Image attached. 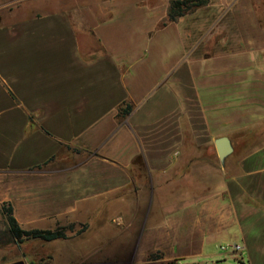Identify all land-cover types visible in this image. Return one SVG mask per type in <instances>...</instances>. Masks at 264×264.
<instances>
[{
  "label": "crops",
  "instance_id": "obj_1",
  "mask_svg": "<svg viewBox=\"0 0 264 264\" xmlns=\"http://www.w3.org/2000/svg\"><path fill=\"white\" fill-rule=\"evenodd\" d=\"M19 1L41 7L14 32L0 20V203L17 222L128 206L144 257L229 264L219 246L238 244L239 264H264V0L174 21L170 0ZM220 136L233 151L202 177Z\"/></svg>",
  "mask_w": 264,
  "mask_h": 264
},
{
  "label": "rangeland",
  "instance_id": "obj_2",
  "mask_svg": "<svg viewBox=\"0 0 264 264\" xmlns=\"http://www.w3.org/2000/svg\"><path fill=\"white\" fill-rule=\"evenodd\" d=\"M8 5L0 10V20L8 22L10 31L18 29L21 21L36 14L41 2L7 0ZM63 0H60L62 2ZM86 4H96L98 0H81ZM78 3L79 0H69L70 3ZM68 3V2H67ZM39 5L37 8L35 6ZM199 170L200 176L204 177L205 170L210 166H220V162L209 144L200 147ZM201 178V177H200ZM145 198L148 197L147 188L141 190ZM175 192L166 191L165 197L168 200L173 197ZM142 196V195H141ZM140 200H144L141 197ZM146 205V204H145ZM154 205H152L153 207ZM6 204L0 203V264L22 260L24 264H180L177 260L163 261L161 258L148 260V254L143 256L135 248L136 228L142 224L141 220H136V215L128 213V206H120L125 210L122 219L109 218L108 220H87L73 221L69 219H54L46 222L47 227L43 229H54L56 227H68L73 224L71 231L66 230L67 239L55 240L51 242L26 241L24 243L13 244L5 238V212ZM141 206L136 205V209ZM146 207V206H145ZM167 207H174L169 204ZM159 206L156 207L158 210ZM148 223V222H147ZM25 229L35 228L31 224H22ZM136 249V250H135ZM154 253V252H153ZM238 252H229L220 250L219 261L229 264H239ZM195 264V263H187Z\"/></svg>",
  "mask_w": 264,
  "mask_h": 264
},
{
  "label": "trees",
  "instance_id": "obj_3",
  "mask_svg": "<svg viewBox=\"0 0 264 264\" xmlns=\"http://www.w3.org/2000/svg\"><path fill=\"white\" fill-rule=\"evenodd\" d=\"M207 0H170L167 17L170 21L176 20L178 17L183 15L185 12L204 5ZM131 107L127 105L125 108H119L120 113L125 115L130 111ZM76 150V149H75ZM5 205V203H3ZM5 212V238L8 242L13 244L24 243L26 241H42L51 242L55 240L67 239L66 230L71 231L73 229V224L68 227L61 226L54 229H40V228H30L25 229L17 222L13 215L12 207L6 204ZM162 258L160 252H154L148 254V260H155Z\"/></svg>",
  "mask_w": 264,
  "mask_h": 264
},
{
  "label": "water",
  "instance_id": "obj_4",
  "mask_svg": "<svg viewBox=\"0 0 264 264\" xmlns=\"http://www.w3.org/2000/svg\"><path fill=\"white\" fill-rule=\"evenodd\" d=\"M214 146H215V150H216L218 159L221 163H223L224 159L229 154H231V152L233 151L232 143H231L230 139L226 136H220V137L216 138L214 140ZM8 264H24V262L22 260H19V261L11 262ZM213 264H223V263L216 262Z\"/></svg>",
  "mask_w": 264,
  "mask_h": 264
},
{
  "label": "built area",
  "instance_id": "obj_5",
  "mask_svg": "<svg viewBox=\"0 0 264 264\" xmlns=\"http://www.w3.org/2000/svg\"><path fill=\"white\" fill-rule=\"evenodd\" d=\"M219 249L222 251L238 252L241 246L238 244H222L219 246Z\"/></svg>",
  "mask_w": 264,
  "mask_h": 264
}]
</instances>
